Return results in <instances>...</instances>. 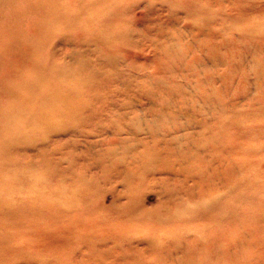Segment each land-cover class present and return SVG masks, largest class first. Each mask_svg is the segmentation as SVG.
<instances>
[{
  "label": "rangeland",
  "instance_id": "obj_1",
  "mask_svg": "<svg viewBox=\"0 0 264 264\" xmlns=\"http://www.w3.org/2000/svg\"><path fill=\"white\" fill-rule=\"evenodd\" d=\"M0 264H264V0H0Z\"/></svg>",
  "mask_w": 264,
  "mask_h": 264
},
{
  "label": "bare ground",
  "instance_id": "obj_2",
  "mask_svg": "<svg viewBox=\"0 0 264 264\" xmlns=\"http://www.w3.org/2000/svg\"><path fill=\"white\" fill-rule=\"evenodd\" d=\"M29 126V125H28Z\"/></svg>",
  "mask_w": 264,
  "mask_h": 264
}]
</instances>
